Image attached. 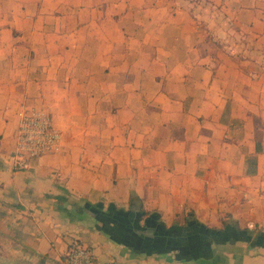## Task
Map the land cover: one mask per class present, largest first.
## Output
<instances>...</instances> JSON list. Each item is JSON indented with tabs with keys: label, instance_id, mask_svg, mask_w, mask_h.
Masks as SVG:
<instances>
[{
	"label": "crops",
	"instance_id": "crops-1",
	"mask_svg": "<svg viewBox=\"0 0 264 264\" xmlns=\"http://www.w3.org/2000/svg\"><path fill=\"white\" fill-rule=\"evenodd\" d=\"M29 107L61 149L19 170ZM249 221H264V0H0V264H64L68 237L99 263L264 264Z\"/></svg>",
	"mask_w": 264,
	"mask_h": 264
},
{
	"label": "built area",
	"instance_id": "built-area-1",
	"mask_svg": "<svg viewBox=\"0 0 264 264\" xmlns=\"http://www.w3.org/2000/svg\"><path fill=\"white\" fill-rule=\"evenodd\" d=\"M17 116L15 150L12 155V165L15 169H26L31 160L60 151L61 132L46 110L36 107L24 108L18 111ZM246 228L264 231V221L258 223L249 221ZM62 259L64 264H130L113 259L99 263L92 250L84 246L78 237L66 239Z\"/></svg>",
	"mask_w": 264,
	"mask_h": 264
},
{
	"label": "water",
	"instance_id": "water-1",
	"mask_svg": "<svg viewBox=\"0 0 264 264\" xmlns=\"http://www.w3.org/2000/svg\"><path fill=\"white\" fill-rule=\"evenodd\" d=\"M132 210L134 211V209H132ZM130 216H133L132 221H133V226L135 227V221H134V219L135 218L140 219L141 215L140 214L137 215V214L134 213V214H130ZM136 222H137V219H136ZM134 229H136V228H134ZM136 231H137V233H140V234H142L144 236H147V237H153V236L157 235V230L155 228H153V227H148V223H147V227L145 225L142 230H136ZM182 234H183V237H184V235H186V231L185 232H182ZM183 237L181 238V240L179 242L177 240H174V241L168 242V243L169 244L172 243V245L174 246V248H181V243L182 242H185L186 243V240ZM194 247L195 246H191L192 249H194Z\"/></svg>",
	"mask_w": 264,
	"mask_h": 264
},
{
	"label": "bare ground",
	"instance_id": "bare-ground-1",
	"mask_svg": "<svg viewBox=\"0 0 264 264\" xmlns=\"http://www.w3.org/2000/svg\"><path fill=\"white\" fill-rule=\"evenodd\" d=\"M13 264V263H12Z\"/></svg>",
	"mask_w": 264,
	"mask_h": 264
},
{
	"label": "trees",
	"instance_id": "trees-1",
	"mask_svg": "<svg viewBox=\"0 0 264 264\" xmlns=\"http://www.w3.org/2000/svg\"><path fill=\"white\" fill-rule=\"evenodd\" d=\"M147 213V212H146Z\"/></svg>",
	"mask_w": 264,
	"mask_h": 264
}]
</instances>
